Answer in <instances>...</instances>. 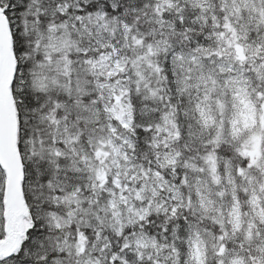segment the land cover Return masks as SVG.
I'll return each mask as SVG.
<instances>
[{"label":"snow or ice","instance_id":"1","mask_svg":"<svg viewBox=\"0 0 264 264\" xmlns=\"http://www.w3.org/2000/svg\"><path fill=\"white\" fill-rule=\"evenodd\" d=\"M0 264H264V0H0Z\"/></svg>","mask_w":264,"mask_h":264}]
</instances>
